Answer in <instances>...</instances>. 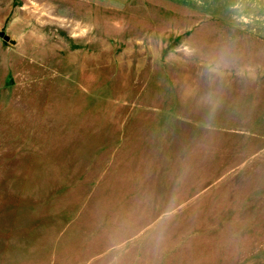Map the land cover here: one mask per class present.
<instances>
[{
  "label": "rangeland",
  "instance_id": "rangeland-1",
  "mask_svg": "<svg viewBox=\"0 0 264 264\" xmlns=\"http://www.w3.org/2000/svg\"><path fill=\"white\" fill-rule=\"evenodd\" d=\"M0 264H264V0H0Z\"/></svg>",
  "mask_w": 264,
  "mask_h": 264
},
{
  "label": "water",
  "instance_id": "water-1",
  "mask_svg": "<svg viewBox=\"0 0 264 264\" xmlns=\"http://www.w3.org/2000/svg\"><path fill=\"white\" fill-rule=\"evenodd\" d=\"M5 39L7 40V39H8V37H7V36H5Z\"/></svg>",
  "mask_w": 264,
  "mask_h": 264
}]
</instances>
